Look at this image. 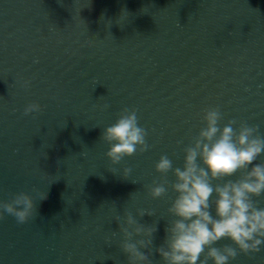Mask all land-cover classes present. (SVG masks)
Masks as SVG:
<instances>
[{
	"label": "water",
	"instance_id": "1",
	"mask_svg": "<svg viewBox=\"0 0 264 264\" xmlns=\"http://www.w3.org/2000/svg\"><path fill=\"white\" fill-rule=\"evenodd\" d=\"M31 102L43 110L25 116ZM125 107L150 148L113 165L101 135ZM207 107L264 136V0H0V201L27 192L37 206L0 219V264H128L112 235L125 212L157 225L163 264L175 193L148 186L161 155L183 168ZM229 264H264V246Z\"/></svg>",
	"mask_w": 264,
	"mask_h": 264
},
{
	"label": "clouds",
	"instance_id": "2",
	"mask_svg": "<svg viewBox=\"0 0 264 264\" xmlns=\"http://www.w3.org/2000/svg\"><path fill=\"white\" fill-rule=\"evenodd\" d=\"M29 85L30 81L25 80L24 87ZM42 110L38 102H31L23 114ZM222 119L219 107L203 110L204 126L183 148V168H174L166 154L155 164L160 179L148 186L150 197H166L169 188L175 193L167 209L175 219L165 229L163 244L155 249L163 264H208L209 260L213 264H229L240 254L259 253L264 246V207L259 206V198L264 195V162L257 163L264 154V136L258 126L246 121L232 119L221 127ZM147 136V130L139 126L137 110L125 107L115 123L103 130L101 139L110 146L105 155L116 165L124 157L148 151ZM130 172V168H125L123 177L127 178ZM169 172L175 177L174 182L167 179ZM237 173L239 178L226 179ZM213 194L215 199H211ZM5 213L23 224L37 214L36 202L27 192L17 193L9 201H0V219ZM145 214L153 216L150 211H137L139 217ZM115 221L119 231L112 235L122 237L119 248L128 264H153L150 257L157 225L141 224L131 212H125L123 218L116 215ZM223 239L231 243L215 246Z\"/></svg>",
	"mask_w": 264,
	"mask_h": 264
}]
</instances>
